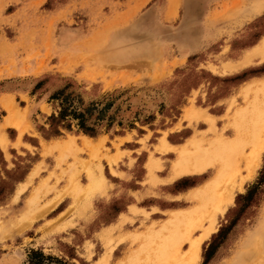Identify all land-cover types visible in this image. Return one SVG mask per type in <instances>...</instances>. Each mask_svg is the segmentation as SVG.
Listing matches in <instances>:
<instances>
[{
  "label": "rangeland",
  "instance_id": "rangeland-1",
  "mask_svg": "<svg viewBox=\"0 0 264 264\" xmlns=\"http://www.w3.org/2000/svg\"><path fill=\"white\" fill-rule=\"evenodd\" d=\"M253 1L0 0V264H27L30 250L98 264L105 233L117 249L121 233L196 205L189 194L211 175L163 181L176 160L172 150L195 133V122L184 119L192 102L222 129L229 100L244 106L239 91L264 78V63L222 73L264 38V6L256 14ZM212 29L220 37H207ZM67 84L83 106L111 105L109 130L88 137L72 126L50 138L47 98ZM3 126L28 133L32 146L39 138L40 151L19 143L6 150ZM163 139L170 150L162 151ZM263 166L264 152L253 179L217 214L199 264L208 252L205 264H264V185L256 204L240 211L238 199ZM64 198L61 213L45 216Z\"/></svg>",
  "mask_w": 264,
  "mask_h": 264
},
{
  "label": "bare ground",
  "instance_id": "bare-ground-1",
  "mask_svg": "<svg viewBox=\"0 0 264 264\" xmlns=\"http://www.w3.org/2000/svg\"><path fill=\"white\" fill-rule=\"evenodd\" d=\"M256 2L254 12L257 14L264 0L253 1ZM192 44L187 42L186 52ZM262 63L264 38L246 50L238 61L223 65L222 73H236ZM238 95L243 98L244 106H238L235 98L229 100L222 117L226 120L222 129L218 119L196 108L192 101V106L184 111L188 124L195 122L192 125L195 133L181 147L172 150L176 160L163 183L188 175H211L189 194L196 205L189 210L171 212L164 222L152 223L140 232L121 233L117 242L124 245L117 249L110 245L111 233H105V252L98 264H110L111 258L117 256L120 259L116 264H199L201 246L215 231L217 214L225 211L235 191H241L244 183L253 179L264 152V78L251 81ZM12 109L11 121L16 117L14 107ZM6 125L14 124L8 121ZM203 125L209 127L207 131H196ZM187 133L181 132L182 135ZM161 143L162 151L171 149L165 139Z\"/></svg>",
  "mask_w": 264,
  "mask_h": 264
},
{
  "label": "trees",
  "instance_id": "trees-1",
  "mask_svg": "<svg viewBox=\"0 0 264 264\" xmlns=\"http://www.w3.org/2000/svg\"><path fill=\"white\" fill-rule=\"evenodd\" d=\"M42 85V81L36 82L31 90V95L34 94ZM69 84L63 88L53 92L48 96L47 102L51 105L53 113L47 118V133L49 136H60V130L67 132L71 131V127L77 132L88 137H94L99 131L109 130L114 122V118L107 116L110 109V104H106L101 108L94 104L83 106L79 96L68 92ZM105 121V122H104ZM4 184L1 181L0 186ZM264 185V166L258 174V177L253 185H251L243 196L238 199L243 202L240 211L256 204L259 200L258 195ZM210 253L203 256L202 264L208 260ZM27 264H68L63 259H57L51 256L44 255L40 250H30L27 255Z\"/></svg>",
  "mask_w": 264,
  "mask_h": 264
},
{
  "label": "crops",
  "instance_id": "crops-1",
  "mask_svg": "<svg viewBox=\"0 0 264 264\" xmlns=\"http://www.w3.org/2000/svg\"><path fill=\"white\" fill-rule=\"evenodd\" d=\"M213 33V34H212ZM216 31L215 30H213L212 29V31H209L208 33H207V37H213V38H215V37H220V36H216ZM224 37V36H223ZM189 55H191L190 54V52L182 59V58H180L179 57V59H180V61L181 60H184V59H186ZM5 130H9V132L10 131H12V134H11V132H10V134H11V137H8L7 136V133H6V131ZM2 134H3V136H4V138H5V141H6V143H7V147H6V150H7V148H9V149H13V145H17V143H19L18 144V146L20 147V148H24L25 147V145H27V146H29V147H31V148H34V149H36V150H38V151H40V148L38 147L39 146V143H40V140H39V138L37 139V137L36 136H34L35 137V139L37 140L36 141V144H35V146H32L31 144H29V143H27L26 141H25V139H23L24 138V136H30L28 133H22V134H19L14 128H11V127H5L3 130H2ZM50 138H57V137H50ZM41 140L43 141V142H45V143H48V142H50L51 140H48V139H42L41 138ZM168 144V143H167ZM169 145V144H168ZM25 149V148H24ZM21 183V181H18L16 184L18 185V184H20ZM50 198V197H49ZM10 199H12V198H10ZM95 201H98L97 199H95ZM65 204H67V199L66 198H64V199H62V200H60V201H58L51 209H49L48 210V212L45 214V216H49L51 213H53V212H57V213H55L56 215H58L59 213H61L62 212V210H64V209H62L63 207L62 206H66ZM58 208H61V209H58ZM50 219H52V217L50 218ZM50 219H46V220H50Z\"/></svg>",
  "mask_w": 264,
  "mask_h": 264
}]
</instances>
